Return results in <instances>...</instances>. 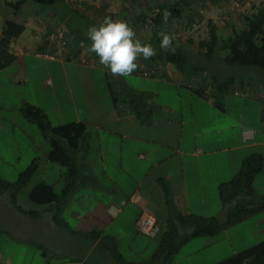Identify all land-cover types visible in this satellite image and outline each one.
Listing matches in <instances>:
<instances>
[{
    "label": "rangeland",
    "instance_id": "1",
    "mask_svg": "<svg viewBox=\"0 0 264 264\" xmlns=\"http://www.w3.org/2000/svg\"><path fill=\"white\" fill-rule=\"evenodd\" d=\"M8 1L16 2L17 0ZM96 1L102 5L111 2L110 0ZM134 1H142L143 3L142 7L141 4L133 7L135 13L140 14L141 11L152 13L154 2L167 4L170 0ZM262 1L194 0L190 9H187L184 15L164 32L173 40L172 50L160 48L162 37L156 34L157 30L153 29V24L136 22L138 19L134 16L129 18L128 24L134 29L138 40L142 43L151 44L155 49L156 54L151 58L160 59L167 64L168 62L165 61L167 53L181 48L191 50L197 47L201 39L208 38L210 21L219 28V34L227 38L228 34L231 33L232 24L240 26L242 18L252 14L254 6H258ZM5 2L6 0H0V27L7 19H19L21 11L25 16H29L32 5L41 12L39 15L41 18H45L48 14L52 16L54 8L62 13L64 9L69 10L67 0H62V2L60 0H25V3L31 6L27 5L25 7L29 9H20L19 11L5 5ZM129 10L131 9L125 11L127 17ZM112 12L113 14L116 13L114 9ZM191 16L193 20L190 19ZM87 18L72 14L66 21V25L77 29L85 40L89 41L86 37V31L94 22L88 20H93L92 17ZM20 21H24L23 18L20 17ZM60 23L62 22L60 21ZM51 25L54 26V24ZM61 26L66 29L62 24ZM51 30L52 27L44 32L32 18H29V24H26L24 33L16 41L14 40L18 46L16 49L25 53L24 57L11 54L9 64L3 72L0 71V179L15 182L33 162L37 161V170L18 194V205L32 211L42 209L41 206H37L29 200V193L33 187L41 181H47L55 184L57 191H60L64 186L63 174L65 170L53 163L47 166V156L51 149L50 142L43 136L37 123L30 122L25 118L23 113L25 105L31 104L40 107L47 114L48 120L53 126L74 122L77 116L86 118L90 124H95L98 121L92 117V105L85 104L86 99H93L98 108L105 110L114 108L109 84L113 86V89L119 93L122 99L123 92L116 89V83L122 80L134 87L145 86V88L157 91L159 95L154 96L149 101L150 103L154 101L155 103L168 102L174 104V113L176 115L182 114L186 118L190 112L187 97L188 85L181 84L179 79L170 78L157 81L151 77L144 78L135 74L121 77L111 74L99 66L94 68L91 65V57L85 56L84 53L88 48L86 41L73 46L72 41L70 42L71 48L75 47L76 50L78 48L79 51L74 52V55L71 53L67 61L52 62L38 56L37 53L41 51L42 41L45 42ZM160 37L161 39H159ZM37 43L40 44V47ZM225 52L219 50L217 58H222ZM151 58L146 60L141 56L136 62L142 61L144 66H149L151 65ZM193 59L194 61L190 63L192 66H201L206 71H211V74L203 75L209 77L206 78L207 83H211L212 80H219L218 78L217 80L214 79L216 78L213 76L214 73L224 76L225 80L233 77L246 81L262 78L264 81V70L258 67L232 66L220 59H218L220 61L216 60L217 62H215L204 56L193 57ZM61 65L66 66V73L62 68L58 70L52 68L53 66L61 67ZM192 66L189 68L191 69ZM202 72L205 73V71ZM53 84L56 88L55 92L52 87ZM209 90L211 89L209 88ZM242 98L246 97L243 96ZM250 102L254 103L256 100L252 98ZM121 104L123 103L120 101L119 106H122ZM88 129L92 133H96L95 128L91 125L88 126ZM186 133L188 135L187 127ZM117 139L114 137L115 141ZM171 151L167 147L163 148V156L173 153ZM93 155L94 153H92ZM112 159L116 158L112 157ZM176 160V157L169 159L166 166H170ZM144 165H146V161L141 162L139 172L144 173L143 171L146 169ZM164 167L165 163L157 170L162 171ZM60 168L61 172L58 170ZM239 168L240 166L237 169H231L235 170L233 176L239 171ZM141 173L139 178L142 176ZM156 173L154 171L149 175L150 180L156 176ZM253 188L258 194L264 195V168L256 176ZM103 195L106 197V193ZM159 195L155 193V198L152 200L157 198L155 200L157 206L151 210H154L158 219H162L163 222L166 216V208ZM2 197L8 198V196L6 194L0 195V264H119L116 259H113L115 258L114 252L118 253L128 263L161 264V262L153 261V257L160 247L162 236L150 239L139 233L134 223L135 213L130 209H126L124 214L112 222L109 230L104 233L106 236L110 235L116 238V250L114 251L113 245L103 239L101 244L96 245L89 257L84 260L82 259L84 249L80 247V243L85 241L84 236H78L79 243L77 244V239L72 234L51 223L46 216H42L38 222L31 221L33 223L29 225L27 231L24 228V223L30 221L29 218L21 217L20 214L12 212L11 205L7 203L9 200L2 201ZM83 204L89 206L92 204V200L83 202ZM81 207L85 208L83 205ZM93 218L96 219V217ZM98 218L102 221L108 219L106 216H99ZM109 221H112L110 217ZM162 222L161 225L164 226ZM26 232L29 233L28 238L35 245H31L26 240L24 237ZM180 233L185 235L186 231L181 230ZM262 241H264V212L217 236L192 239L182 246L172 264H215Z\"/></svg>",
    "mask_w": 264,
    "mask_h": 264
},
{
    "label": "crops",
    "instance_id": "2",
    "mask_svg": "<svg viewBox=\"0 0 264 264\" xmlns=\"http://www.w3.org/2000/svg\"><path fill=\"white\" fill-rule=\"evenodd\" d=\"M82 1L84 5L79 11H74L75 9L70 5L68 7L70 11L64 9L63 13L54 8L52 11L54 15H47L45 18L39 17L41 12L32 5L29 16H25L21 11L20 17L24 21H20V17L15 20L26 26L29 24V18H32L44 32L50 29L51 24L56 21L66 28L65 30L71 37L85 40L81 32L66 25V21L72 14L92 17L93 20L87 19L97 25L106 16L113 20L129 23V18L133 16L132 10H129L128 17L125 15V11L140 4L142 7L143 4L142 1L134 0H110L111 2H108L107 5H102L96 0ZM27 5L29 4L24 3L21 10L29 9L25 7ZM112 9L116 11L115 14ZM142 13L141 11L140 14ZM15 41H13L9 53L24 57L25 53L16 49L18 46ZM74 42L72 41V46L77 44ZM37 44L40 47L41 42ZM43 46L42 41L41 48ZM89 46L90 43H88ZM78 51V48L77 50L75 47L72 49L71 44L67 50L58 51V54L63 52V56L60 55L64 57L61 62L67 61L71 53L74 55V52ZM180 51L187 57L185 63L180 61L175 64H166L160 59L151 58L149 66H144L142 61L136 62L138 67L132 74L144 78L151 77L157 81L170 78L179 79L181 84L188 85L189 116L186 118L182 114L176 115L174 104L155 103L154 101L150 103L149 101L154 96L159 95L157 91L145 88V86L134 87L127 83L131 89L149 95L148 102L153 111L152 124L140 123L132 109L126 104H121L122 106L114 104V108L105 110L98 108L93 99H86L85 104L92 105V117L98 123L90 124L86 118L80 116H77L74 121L91 125L96 132L92 133L89 129L87 130L76 153L80 185L73 189L72 194L65 201L58 204L59 208L41 206V210L33 211L36 212L35 216L23 212L32 210H26L21 206V209L18 210L7 201L9 197H2V201H7L11 205L12 212L29 218L30 221L24 223V228L27 231L29 225L33 223L31 221L38 222L42 216H46L51 223L72 234L77 239V244L79 243L78 236H84L86 243H80V247L84 249L82 259L85 260L91 254L92 249L96 245H100L103 239H106L109 244H112L113 241L117 242L115 237L106 236L104 233L109 230L112 222L124 214L126 209L135 213L136 227L144 210L152 212L161 225L162 219H158L154 210H151L157 206L155 201L157 198L152 200L155 198V193L160 194L159 198L164 201L166 216L162 222L164 226H161L163 228L167 226L168 210L161 181L167 183L176 208L183 214L225 218L229 207H223L219 201V185L232 178L235 170L231 169L241 167L242 161L248 155L259 153L264 158V81L262 78H256L254 81L236 78V82L231 85L226 95L221 99L216 98L219 91L214 88V83L224 81L226 78L214 73L213 76L216 77L214 79L218 78L219 80L207 83L206 78L209 77L203 75L211 74V71L190 64L194 61L193 57L203 55L199 54L196 49L182 48ZM84 53L85 56L91 57V65L94 68L97 66L104 68L99 64V58L94 53L88 51H84ZM209 59L217 62L216 60L220 58ZM62 65L52 68L56 70L62 68L66 73V66ZM190 66H192L191 69ZM258 68L264 70L262 66H258ZM4 69L5 67L0 64V71L3 72ZM52 87L55 92L54 84ZM201 87L206 89L203 96L194 91ZM252 98L257 103L250 102ZM114 137L118 139L115 141ZM166 147L173 153L163 156V148ZM92 153H94L93 156ZM112 157L116 159L113 160ZM174 157L177 160L170 166H166L168 160ZM143 161H146V165H144L146 169L143 171L144 173H141L139 168ZM50 163L47 156V166H50ZM164 163V170H157ZM58 170L61 172V168ZM154 171L157 172L156 176L150 180L149 175ZM140 173L142 174L141 178H139ZM103 193H106V197ZM91 200L92 204L89 206L83 204V202ZM16 203L18 205V196ZM81 205L85 208H82ZM79 206L80 208H78ZM58 211L66 223L65 226L58 225L53 220V214ZM99 216H106L108 219L102 221L98 218ZM93 217H96L97 220ZM109 217L112 221H109ZM24 237L31 245H35L28 238L29 233L26 232Z\"/></svg>",
    "mask_w": 264,
    "mask_h": 264
},
{
    "label": "trees",
    "instance_id": "3",
    "mask_svg": "<svg viewBox=\"0 0 264 264\" xmlns=\"http://www.w3.org/2000/svg\"><path fill=\"white\" fill-rule=\"evenodd\" d=\"M67 2L75 9L74 11H79L84 5L81 0H67ZM193 2L194 0H170L167 4L154 2L152 13L146 12L136 15L134 8H131V13L138 19L136 22L153 24V29H156V34L159 35V33H164L171 24L173 26L175 21L180 19L187 9H190ZM24 3L25 0H17L16 2L6 0L5 5L15 11H19ZM165 9L171 13L167 22L162 19L161 15ZM192 16L190 17L191 20H193ZM52 24L61 25L56 21ZM232 25L231 33L225 38L224 35L221 36L219 34V28L210 21L209 37L201 39L197 47L193 49L198 50L199 54L207 58H217L219 50L226 51L220 59L222 62L232 66L264 67V0L258 6H254L252 14L245 15L242 18L240 26ZM51 26L53 27V25ZM25 30L26 26L14 19H7L5 21L0 39V64L2 66L6 67L9 64L11 45ZM68 36L70 42L75 41L74 43L79 44L85 41L84 39L73 38L69 33ZM86 42L90 43L87 40ZM181 49L167 53L165 61L173 64L180 61L185 63L187 57L181 53ZM235 82V78H230L214 83V88L219 91H217L218 94L216 96H218L216 98H223ZM109 88L112 101L115 105H119L121 101V103L127 104L132 109L140 123L146 125L153 123V111L148 103L149 95L147 93L131 89L122 80L116 83V89L123 92L122 99L111 84H109ZM194 91L198 95L203 96L206 89L201 87L199 90ZM23 113L28 121L39 125L43 136L49 140L51 149L48 153V160L65 170L63 174L64 186L60 191H57L55 184L41 181L30 191L29 200L37 206L59 208L58 204L65 201L72 194L73 189L80 185L77 173L76 153L81 141L87 134L88 125L84 122H72L53 126L44 110L31 104L25 105ZM37 168L38 164L35 161L20 175L17 181L9 182L0 179V195H8L10 204L18 210L21 207L16 203L17 196L23 186L31 179ZM263 168V156L259 153H252L242 161L240 170L229 181L219 185V201L223 207H229L224 219L183 214L178 211L167 183L161 181L168 210V221L165 228L160 225L161 231L157 237L162 236V239L160 247L153 257V261L161 262V264H172L182 246L192 239L217 236L263 213L264 195L258 194L253 188L254 180ZM23 212L30 216H35L36 214L33 211ZM53 220L58 225H66L59 211L53 214ZM181 230L186 231V234L181 235ZM112 245L115 251L116 242L113 241ZM114 254L112 253L115 257L114 259L119 264H132L124 261L118 253L114 252ZM215 264H264V241Z\"/></svg>",
    "mask_w": 264,
    "mask_h": 264
},
{
    "label": "clouds",
    "instance_id": "4",
    "mask_svg": "<svg viewBox=\"0 0 264 264\" xmlns=\"http://www.w3.org/2000/svg\"><path fill=\"white\" fill-rule=\"evenodd\" d=\"M161 15L167 22L171 13L165 9ZM159 35L162 37L160 48L172 50V38L166 33ZM86 37L90 41L87 51L99 58V64L107 72L121 77H128L137 69L136 61L141 56L147 60L156 54L151 44L142 43L136 38L134 29L127 22L113 20L109 16L104 17L98 25H90Z\"/></svg>",
    "mask_w": 264,
    "mask_h": 264
},
{
    "label": "built area",
    "instance_id": "5",
    "mask_svg": "<svg viewBox=\"0 0 264 264\" xmlns=\"http://www.w3.org/2000/svg\"><path fill=\"white\" fill-rule=\"evenodd\" d=\"M69 45L70 38L67 31L63 29L61 25H54L48 37L45 39L44 46L40 49L41 51H39L37 55L52 61L62 60L64 57H61L60 55H62L63 52L58 54V51L67 50ZM137 229L139 233L150 239L156 238L161 231V227L155 215L148 210H144L137 221Z\"/></svg>",
    "mask_w": 264,
    "mask_h": 264
}]
</instances>
